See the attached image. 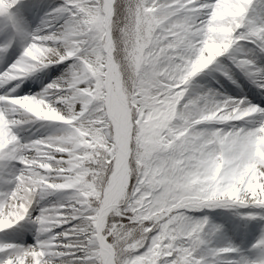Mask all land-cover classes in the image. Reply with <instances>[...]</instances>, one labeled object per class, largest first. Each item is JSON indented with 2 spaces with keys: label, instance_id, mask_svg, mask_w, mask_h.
Listing matches in <instances>:
<instances>
[{
  "label": "snow or ice",
  "instance_id": "obj_1",
  "mask_svg": "<svg viewBox=\"0 0 264 264\" xmlns=\"http://www.w3.org/2000/svg\"><path fill=\"white\" fill-rule=\"evenodd\" d=\"M240 77L264 97V0H0V233L35 226L0 264H264L195 215L256 222L264 249V100Z\"/></svg>",
  "mask_w": 264,
  "mask_h": 264
},
{
  "label": "bare ground",
  "instance_id": "obj_2",
  "mask_svg": "<svg viewBox=\"0 0 264 264\" xmlns=\"http://www.w3.org/2000/svg\"><path fill=\"white\" fill-rule=\"evenodd\" d=\"M60 2V0H43V3L46 6H52L54 7L56 4H58ZM47 10V9H45ZM56 68L59 69V71H54L52 68H49L46 72L40 73L41 76L46 77L44 79V83H49L51 80L55 79L56 76H58L60 74V71H63V68L61 66H55ZM241 83L244 84L245 86V93L248 94L249 99H252L253 103H259L260 100H264V97H258V98H253L254 93L256 92V89L251 86L250 83H248L247 81H245L242 77H240ZM35 78L29 79L25 81V84L22 86V88L20 89V94H31L32 92H38L40 90V87L36 85ZM225 88L229 91V93L231 95H238L240 94L239 89H235L234 85H230L227 82H225ZM235 89V90H233ZM264 106V105H262ZM32 126L31 130L25 129V131L21 132L20 134L22 136H41V135H47V131L44 128H41V125L39 123L33 125H26L24 126L25 128L30 129L29 127ZM35 129V130H34ZM37 129H39V131H37ZM62 194L57 193L55 195H51L48 196L45 200L40 201L38 204L34 205L35 208V212H33L34 216L39 214V209L38 206L43 203L44 201L47 202H55L57 199L60 198ZM43 207V206H42ZM22 232V236H18L17 233H21ZM236 232L237 235H239L238 237H235V235H232L231 233H233V230H231V228L227 227V234L225 238L219 239L216 241V244L218 246H224L226 245V240L230 239L231 240V244H233L234 246L240 247V245L242 244V246L244 245V243H242L241 239L242 236L244 234H248L247 232L243 233L242 231L238 230V231H234ZM35 234V226L30 224L28 221H24L21 222V225H18L16 228L10 229L8 230L6 233H0V241H10V242H16V243H20L22 240H24V237H27V239H33ZM261 237V235L255 239V242ZM250 238V237H249ZM249 238H247V240H249ZM250 258L253 261H258L262 258H264V251L262 249H250L248 250Z\"/></svg>",
  "mask_w": 264,
  "mask_h": 264
},
{
  "label": "rangeland",
  "instance_id": "obj_3",
  "mask_svg": "<svg viewBox=\"0 0 264 264\" xmlns=\"http://www.w3.org/2000/svg\"><path fill=\"white\" fill-rule=\"evenodd\" d=\"M29 128L30 129H28V128H25V129H27V131L31 130L32 126L29 127ZM48 204H49V202L44 201L43 203H41L38 206V209L40 210V208L42 206H46ZM240 211L248 212V211H258V210H255V209H241ZM205 214L210 215L213 219H215L217 221H220V222H223V223L227 224V226L229 228H231V230H233V233H231V234L235 235V237H238L239 235H237L236 232H234V231L240 230L243 233L247 232L248 234H244L242 236V239H241V241H242V243H244V245L243 246H242V244L240 245V248H243V249H245L247 251L250 250L252 248L251 246L255 243V238H253V237L258 238L261 235L260 229L257 226L256 222H251L249 227L245 228L244 225L248 224L249 222L241 220L238 217L233 216V213L231 211L218 209V210L213 211V212L205 211V212H197V213H195V215H198V216L199 215H205ZM33 216H34V214H33ZM247 238H249V240H247ZM230 242H231V240L228 239V240H226L225 243L228 244ZM20 243L33 244V243H35V238L33 237V239H29L28 240L27 237H24V240H22ZM262 250L264 251V249H262Z\"/></svg>",
  "mask_w": 264,
  "mask_h": 264
}]
</instances>
